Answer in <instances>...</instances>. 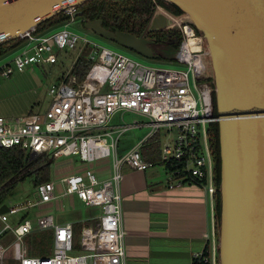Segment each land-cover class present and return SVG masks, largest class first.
Returning a JSON list of instances; mask_svg holds the SVG:
<instances>
[{
  "label": "built area",
  "instance_id": "built-area-1",
  "mask_svg": "<svg viewBox=\"0 0 264 264\" xmlns=\"http://www.w3.org/2000/svg\"><path fill=\"white\" fill-rule=\"evenodd\" d=\"M173 20L181 42L173 53V63L182 70L151 68L128 56L101 47L76 35L69 27L78 19L79 7L68 3L59 8L62 26L38 33L37 29L20 34L0 47V59L14 54L10 64L0 68V77L8 78L13 70L21 72L30 65L55 66L63 51L86 49L91 63L84 79L78 82L67 72L48 93L49 107L37 114L0 117V149L17 147L25 152L28 162L37 159L54 162L77 157L84 166L60 179L65 198L74 195L86 207H96L101 215L94 226L83 227L74 242L71 224H55L49 214L37 216L36 226L23 220L17 228L8 216L19 209L9 208L0 215V237L11 233L20 245L19 264H127L122 227V168L144 172L154 164L143 159L141 149L159 129L175 131L170 145H161L160 165L165 171L167 188L193 185L214 199V162L209 145V128L218 124L213 102V87L206 53L195 30L156 6ZM17 44L11 49V45ZM117 112H129L147 119L145 125L109 127ZM149 132L126 154L117 157V144L122 134L133 129ZM111 161L112 173L100 180L92 165ZM36 206L55 202L52 181L35 187ZM51 232L53 250L45 257L30 256L24 240L35 233ZM8 248L0 246V264H7ZM200 258V257H197ZM196 259V258H195ZM209 264H216V244L211 246Z\"/></svg>",
  "mask_w": 264,
  "mask_h": 264
},
{
  "label": "water",
  "instance_id": "water-1",
  "mask_svg": "<svg viewBox=\"0 0 264 264\" xmlns=\"http://www.w3.org/2000/svg\"><path fill=\"white\" fill-rule=\"evenodd\" d=\"M91 1L0 0V47L37 29L64 5ZM159 1L174 6L181 23L195 30L210 70L219 117L217 264H264V0ZM172 25L156 11L147 33ZM84 29L143 58H156L144 36L109 31L99 20ZM8 211L0 207V215Z\"/></svg>",
  "mask_w": 264,
  "mask_h": 264
},
{
  "label": "crops",
  "instance_id": "crops-1",
  "mask_svg": "<svg viewBox=\"0 0 264 264\" xmlns=\"http://www.w3.org/2000/svg\"><path fill=\"white\" fill-rule=\"evenodd\" d=\"M159 145L161 148L160 141ZM127 152L123 150L122 155ZM65 160L63 164L66 166L57 171L59 183L55 185V190L58 192L63 189L61 178L81 172L84 168L81 163L78 167H72V160ZM92 168L100 180L111 176V161L94 164ZM122 174L120 193L127 264H192L208 244L216 242L215 202L204 190L193 185L169 190L165 171L158 164L144 172L123 167ZM66 198L64 203L58 197L55 202L38 206L37 216L49 214L55 224H71L78 240L83 226L80 230L75 227L79 223L94 226L101 212L96 207L86 206L75 211L74 197ZM13 215L8 216V222L15 228L23 220H28L23 216L12 221L10 217ZM14 244L11 233L0 237L3 248L10 249Z\"/></svg>",
  "mask_w": 264,
  "mask_h": 264
},
{
  "label": "rangeland",
  "instance_id": "rangeland-1",
  "mask_svg": "<svg viewBox=\"0 0 264 264\" xmlns=\"http://www.w3.org/2000/svg\"><path fill=\"white\" fill-rule=\"evenodd\" d=\"M161 9L162 6L156 3ZM82 8H79L78 15H80ZM157 9L155 8V12ZM166 11V10H165ZM168 14L178 17L174 14ZM64 21L59 24L62 26ZM58 26V27H59ZM57 28V27H56ZM69 30L76 35L86 38L87 40L98 44L101 47H105L109 50L122 53L132 60H135L141 63L144 66L151 68H159V69H172V70H182L184 69V65L169 62L172 58L173 51L169 47L168 40L158 43L157 46L153 47V52L156 56L155 59H146L143 58L131 51L123 49L116 44L101 39L94 35L91 31H87L81 24L79 19H76L74 23H72L69 27ZM176 30V26L172 25L171 27L165 29L164 31ZM154 39V38H153ZM155 40V39H154ZM174 42V41H172ZM153 46V45H151ZM87 50L80 57H86ZM14 54L6 57L4 59H0V68L5 65L11 63ZM59 62L55 66H36L30 65L24 68L21 72L13 70V73L8 78L0 77V117L3 118H12L25 116L27 114H37L40 112H44L50 105L51 99L49 97V89L51 86L58 85L61 78L67 73H71V70L79 58V53L77 51H63L59 54ZM158 56V58H157ZM147 119L144 117L131 114L129 112H117L113 115L111 120L109 121V127H119L123 125H145L147 124ZM149 132L148 128L141 129H133L125 132L119 138L117 144V157H122V151H129L132 147H134L147 133ZM176 137V132L169 131L166 128L159 129L158 139L161 145L168 142L170 145L173 143ZM72 160V167H78L80 162L77 157H71L68 160ZM65 159H57L53 164L50 165L49 174L51 181L57 185L59 180L57 179V171L64 168L66 164H63ZM34 176H28L25 180L14 188L13 191L6 197L4 201V205L8 208H19V211L10 217L12 221L19 220L23 216L33 223V227L36 226V218L39 212V207L34 206L35 202L39 200L37 193L35 192V187L33 185ZM54 194L56 197L64 203L65 197L63 195V189L58 192L55 190ZM62 194V195H61ZM74 207L75 211H80L84 208V204L74 195ZM68 200V197L66 198ZM30 206V207H28ZM28 207V208H27ZM83 227H87L88 225L79 223L75 229L80 230ZM44 233V232H41ZM35 233V234H41ZM34 234V235H35ZM30 238V237H29ZM77 240V237L74 236V242ZM215 243V242H214ZM24 244L27 247V250L30 251L32 248L30 243L25 239ZM50 244V245H49ZM216 244V243H215ZM212 246V243H211ZM35 248L42 251L53 250V243H44L41 245H35ZM32 256L31 254H29ZM10 257L14 259V263L11 264H19L20 260V245H16V247L11 251Z\"/></svg>",
  "mask_w": 264,
  "mask_h": 264
},
{
  "label": "trees",
  "instance_id": "trees-1",
  "mask_svg": "<svg viewBox=\"0 0 264 264\" xmlns=\"http://www.w3.org/2000/svg\"><path fill=\"white\" fill-rule=\"evenodd\" d=\"M153 2L160 4L162 8H164V11L166 10L176 16L181 14L174 6L164 4L159 0H93L82 6L83 10L78 16V19L81 21L83 27L84 24L89 21L99 20L102 22V27L109 31L128 33L135 37H147L151 40L153 46H157L158 43L168 40L169 47L175 53L181 42V38L177 30L147 33L148 24L155 12V5ZM62 21L63 18L58 14L39 25L37 27V31L38 33H41L52 30L58 27ZM85 51L86 49L83 51V53H85ZM169 62H174L173 55ZM90 64L91 63L86 59V57H79L71 70L70 76L76 77L77 81L81 82L84 79ZM209 145L214 162L213 175L214 184L216 187V193L214 196V236L215 240L217 241V229L219 222V193L217 191L220 184V157L217 124H212L209 128ZM141 154L144 160L151 162L152 164H161L158 135L149 140L147 146L141 149ZM47 164L48 161H42V159L28 162L25 152L21 151L17 147L0 149V207L4 205V201L10 192L14 190L18 183L23 182L26 177L31 175L34 176V187L50 181V165ZM29 237L26 238L32 247L30 251H28L29 254L38 257L51 255V250L47 252L42 251L35 248V245H41L50 242L53 243L52 234L49 232H44L41 234H33ZM16 245L18 244L12 245V247L5 253V260L7 264L14 263V259L10 257V253L13 251ZM210 252L211 245L208 244L200 258L194 259L192 264H209V262H205V260L209 261ZM217 261L216 252V264Z\"/></svg>",
  "mask_w": 264,
  "mask_h": 264
},
{
  "label": "flooded vegetation",
  "instance_id": "flooded-vegetation-1",
  "mask_svg": "<svg viewBox=\"0 0 264 264\" xmlns=\"http://www.w3.org/2000/svg\"><path fill=\"white\" fill-rule=\"evenodd\" d=\"M154 3V5H155V8H156V6H157V4L155 3V2H153ZM164 3V2H163ZM164 4H166V3H164ZM155 13V12H154ZM146 39H148L147 37H146ZM148 40H150V39H148ZM151 41V40H150ZM153 47L154 46H151V48L153 49Z\"/></svg>",
  "mask_w": 264,
  "mask_h": 264
}]
</instances>
